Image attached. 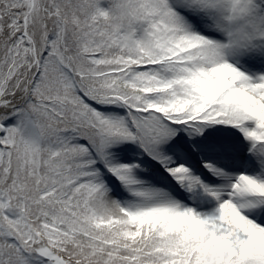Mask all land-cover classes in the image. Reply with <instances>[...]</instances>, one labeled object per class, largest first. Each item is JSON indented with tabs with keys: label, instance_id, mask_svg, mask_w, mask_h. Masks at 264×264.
I'll list each match as a JSON object with an SVG mask.
<instances>
[{
	"label": "snow or ice",
	"instance_id": "obj_1",
	"mask_svg": "<svg viewBox=\"0 0 264 264\" xmlns=\"http://www.w3.org/2000/svg\"><path fill=\"white\" fill-rule=\"evenodd\" d=\"M0 264H264V0H0Z\"/></svg>",
	"mask_w": 264,
	"mask_h": 264
}]
</instances>
